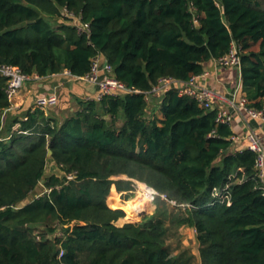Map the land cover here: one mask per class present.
Returning a JSON list of instances; mask_svg holds the SVG:
<instances>
[{"label":"trees","instance_id":"obj_1","mask_svg":"<svg viewBox=\"0 0 264 264\" xmlns=\"http://www.w3.org/2000/svg\"><path fill=\"white\" fill-rule=\"evenodd\" d=\"M233 44L249 106L264 109V0H0V68L84 77L100 56L134 90L75 98L63 121L29 109L4 130L0 74V264H264L256 154L232 150L217 108L177 89L149 95L162 78L201 75ZM51 163L62 175H47ZM134 181L158 192L155 212L117 226L126 213L112 196L129 200ZM185 227L200 263L179 242Z\"/></svg>","mask_w":264,"mask_h":264},{"label":"built area","instance_id":"obj_2","mask_svg":"<svg viewBox=\"0 0 264 264\" xmlns=\"http://www.w3.org/2000/svg\"><path fill=\"white\" fill-rule=\"evenodd\" d=\"M67 17H72L73 14H69L66 12ZM73 22L79 24V20L77 18L73 19ZM88 25H81L80 30H86ZM217 65L224 68H236L239 70L241 74V57L239 54V48L236 44H233L230 52L215 60ZM66 75L73 82H86L88 84L94 85L98 88V96L97 98H102L104 96H117L119 94L133 93L134 90L127 88L122 82L118 81L113 76V68L109 65V63L102 59V57L97 56L93 59L92 70L89 74L84 77H76L73 76L70 72L65 71ZM0 74L2 77L7 79V87L6 93L9 99V102L12 103L14 98L19 94L21 89L31 81L41 80L42 77L38 75H26L21 69L16 66L4 65L0 68ZM209 73L204 71L201 75L193 76L188 81H180L177 79H173L170 77L162 78L159 83L153 88L150 92L151 94H162L169 92L172 89H177L181 96H190L195 99L200 107L206 110L215 109L214 101L217 98H220V101H223L224 105L232 106L234 101H227L226 98L219 97L215 92L209 89L205 84H203V80L208 77ZM238 90H242V82L239 84ZM60 103V97L58 93H53L48 96H42L38 98L34 105L32 106L31 111L35 110H43L46 111L50 108L58 107ZM240 106L246 112V114L254 119L259 120L264 124V109H257L249 106V102L247 100L246 95H244L240 101ZM229 107L223 106L218 108L217 115V124H225L231 126L233 116L228 110ZM24 120H28L27 117ZM19 125H16L14 130H18ZM240 138L236 136H232L233 142L238 141ZM246 140L248 142L247 149L251 150L256 154V170L258 173V177L264 185V144L258 135L251 131L246 135ZM71 178V177H70ZM148 189L151 187L147 186ZM152 193L150 194V203L155 204V198L159 195L153 188L151 189ZM145 210L141 211L138 216H143ZM40 238L38 237V240ZM64 251L62 250L60 253V257L62 258Z\"/></svg>","mask_w":264,"mask_h":264},{"label":"crops","instance_id":"obj_3","mask_svg":"<svg viewBox=\"0 0 264 264\" xmlns=\"http://www.w3.org/2000/svg\"><path fill=\"white\" fill-rule=\"evenodd\" d=\"M205 71L209 75L202 83L219 97L221 96L226 98L227 101L235 102L232 106H227V104L224 105L223 101H220V98L214 101L215 108L218 109L220 106L229 107L228 110L233 116L231 124L234 133L233 136L239 137L240 139L233 142L232 150L242 151L247 149L248 142L246 135L251 131H254L264 144V124L259 120L250 118L240 106V101L246 94L243 89L238 90L239 84L241 83L239 70L232 67H220L213 60L205 65ZM56 92L60 97L59 105L72 97L76 98L79 96L81 99H93L98 96V88L96 86L86 82H73L64 72L42 78L41 80L28 82L14 98L11 107L6 111L5 115L10 114L11 116H15L18 113L22 114L21 112H26L32 108L38 98ZM56 108H50L48 110H54Z\"/></svg>","mask_w":264,"mask_h":264},{"label":"rangeland","instance_id":"obj_4","mask_svg":"<svg viewBox=\"0 0 264 264\" xmlns=\"http://www.w3.org/2000/svg\"><path fill=\"white\" fill-rule=\"evenodd\" d=\"M74 23L76 24V22ZM76 98H79V96ZM91 99L92 98H88L84 100H91ZM98 99H101V98H98ZM76 110H78V102L75 100V97H72V98L67 99L63 104L59 105V107H57L56 109L46 110L45 113L48 116H54L56 118H59L61 121H63L68 116L74 114ZM21 113L24 114L25 112H21ZM22 114L18 113V115L20 116H23ZM156 114L159 118H162V114L160 112H157ZM10 117H11L10 114L9 115L6 114L3 117L4 124H5L4 130H6L7 124L11 121ZM3 132H4L3 134L6 133V131H3ZM51 174L62 175L60 170L55 168L52 163L49 164L48 170H47V175L50 176ZM145 188H147L146 184L141 183L139 181H134L133 191H132L133 196L127 201H124V196H126V194H116V193L113 194L112 196L113 205L114 206L124 205L123 206L124 210L123 209L122 210L126 213L125 218L118 220V222L116 223L117 226H123L126 223H133V222L141 221L143 217L151 216L155 212L156 205L151 204L148 200L147 201L143 200L146 197L144 194V190H143ZM44 191H45L44 187L40 186L37 192L35 194H32L23 204H27L30 201H32L38 194L42 195ZM141 205L145 206V212H144L145 215L143 217L138 216L139 206ZM131 213L134 216L132 215V217L130 218ZM179 235H180L179 242L181 243L182 248L184 249L186 248L190 250V252L195 256L196 262L200 263L201 262L200 261V245H199L195 230L192 228L185 227L180 230ZM172 246L175 248L178 246V239H175L172 241ZM176 253H178V251H176Z\"/></svg>","mask_w":264,"mask_h":264},{"label":"bare ground","instance_id":"obj_5","mask_svg":"<svg viewBox=\"0 0 264 264\" xmlns=\"http://www.w3.org/2000/svg\"><path fill=\"white\" fill-rule=\"evenodd\" d=\"M144 190V194H145V198L143 199L144 201L148 200L150 202V194L152 193V190L151 189H148V188H145L143 189ZM145 210V206L141 205L139 206V210H138V213L140 214L141 211Z\"/></svg>","mask_w":264,"mask_h":264},{"label":"water","instance_id":"obj_6","mask_svg":"<svg viewBox=\"0 0 264 264\" xmlns=\"http://www.w3.org/2000/svg\"><path fill=\"white\" fill-rule=\"evenodd\" d=\"M51 154H52V152L50 151V155H51ZM151 189H152V188H151ZM144 215H145V214H144ZM144 215H143V216H144ZM143 216H142V217H143Z\"/></svg>","mask_w":264,"mask_h":264}]
</instances>
